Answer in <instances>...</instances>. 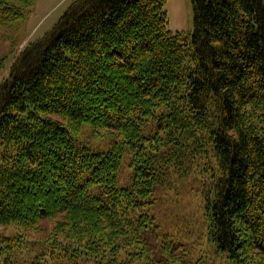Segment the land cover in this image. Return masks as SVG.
I'll return each instance as SVG.
<instances>
[{"label":"trees","instance_id":"16d2710c","mask_svg":"<svg viewBox=\"0 0 264 264\" xmlns=\"http://www.w3.org/2000/svg\"><path fill=\"white\" fill-rule=\"evenodd\" d=\"M164 4L75 0L0 83V225L55 220L47 244L0 237V264H264V0H191L187 34ZM177 186L225 263L163 240Z\"/></svg>","mask_w":264,"mask_h":264},{"label":"rangeland","instance_id":"374dc122","mask_svg":"<svg viewBox=\"0 0 264 264\" xmlns=\"http://www.w3.org/2000/svg\"><path fill=\"white\" fill-rule=\"evenodd\" d=\"M10 3L13 6H24L23 16L13 22L0 26V83L8 76L12 65L20 53L31 43L41 39L55 25L69 5L75 0H0ZM164 11L168 19V27L172 32L180 34L191 33L192 9L191 0H165ZM82 137L89 147L105 145L108 135L95 134L84 127ZM189 189V187H188ZM187 188L175 187V190L164 191L156 196V201L152 204L156 218L163 227V240H168L170 236H175V240L180 245L177 260H194L197 257H206L216 263H225V259L216 256L214 248L205 238L202 231V207L200 195L190 194ZM37 199L43 200L41 195ZM47 203V201H46ZM49 202L46 204L48 206ZM36 210L32 207L31 211ZM55 220H46L38 226H32L22 230L12 224L9 226L0 225V237L9 236L14 233H21L28 237L26 243L30 241L44 242L50 240L52 227ZM168 235V236H167ZM36 247L40 245L35 244ZM131 264H144L142 260L134 259ZM170 264H176L172 261Z\"/></svg>","mask_w":264,"mask_h":264}]
</instances>
